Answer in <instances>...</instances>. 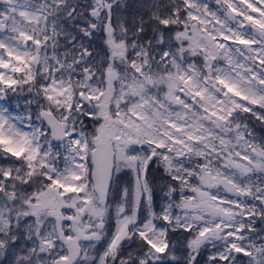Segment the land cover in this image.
Here are the masks:
<instances>
[{
    "label": "snow or ice",
    "instance_id": "6c2138e0",
    "mask_svg": "<svg viewBox=\"0 0 264 264\" xmlns=\"http://www.w3.org/2000/svg\"><path fill=\"white\" fill-rule=\"evenodd\" d=\"M0 264H264V0H0Z\"/></svg>",
    "mask_w": 264,
    "mask_h": 264
}]
</instances>
